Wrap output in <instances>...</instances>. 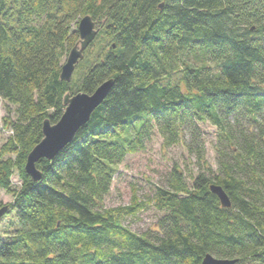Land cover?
<instances>
[{"label":"trees","instance_id":"trees-1","mask_svg":"<svg viewBox=\"0 0 264 264\" xmlns=\"http://www.w3.org/2000/svg\"><path fill=\"white\" fill-rule=\"evenodd\" d=\"M86 15L100 28L90 46L103 48L84 55L74 87L60 79L62 60ZM108 80V97L55 159L37 164L34 182L25 166L44 121H60L67 93L91 95ZM0 100L15 115L0 188L16 199L0 264H201L208 254L264 264V0H0ZM205 124L216 129L217 174ZM155 132L165 147H185L197 170L176 165L148 200L134 193L107 209L118 166ZM151 204L154 229L124 225Z\"/></svg>","mask_w":264,"mask_h":264},{"label":"rangeland","instance_id":"rangeland-1","mask_svg":"<svg viewBox=\"0 0 264 264\" xmlns=\"http://www.w3.org/2000/svg\"><path fill=\"white\" fill-rule=\"evenodd\" d=\"M83 18V17H82ZM77 21H81V19ZM76 22L72 27L78 30ZM78 22V25H79ZM97 23V21H96ZM99 26V24L97 23ZM103 48L98 43L97 45L90 46L85 51V56L92 57L98 54L99 50ZM106 51V50H104ZM68 54L64 55L62 64L66 62ZM85 58L81 61L83 62ZM79 62L76 66L72 80L74 87L80 82L83 71L84 63ZM71 94V93H70ZM78 94L73 92L71 95ZM11 109L9 112L8 109ZM8 104L0 100V147L7 142L12 134L11 126L8 122L15 119L14 108L9 107ZM66 108V107H65ZM206 130V161L207 165L212 167L217 174L216 152L214 148L216 129L209 124L204 126ZM180 166L183 170H197V163L195 158H191L183 146L165 147L164 139L155 132L151 142L148 143L146 149L134 155H129L125 162L118 166V173L115 176L114 185L109 196L105 200V207L107 209H116L119 207L127 206L131 203V199L136 193L141 200L146 201L151 198L154 188L156 186H164L165 179L168 173L174 166ZM12 185L14 189L21 187V180L19 177L18 169L12 172ZM16 201L14 195L7 193L4 189L0 188V209L3 207H10ZM11 209V207H10ZM11 211V210H10ZM15 210L12 209L10 214H6L0 220V237L6 239L14 234L16 223L14 224ZM159 218V213L153 204L147 206L145 210L136 216H124L123 222L126 227L137 234H143L149 229L155 228V223Z\"/></svg>","mask_w":264,"mask_h":264},{"label":"water","instance_id":"water-1","mask_svg":"<svg viewBox=\"0 0 264 264\" xmlns=\"http://www.w3.org/2000/svg\"><path fill=\"white\" fill-rule=\"evenodd\" d=\"M100 28L90 15L81 19L78 25L79 41L71 49L66 62L61 68L60 79L70 83L76 66L84 58L85 51L99 35ZM113 80L104 82L93 94L78 93L72 96L67 93L64 97L65 112L57 124H52L49 119L43 123L42 141L29 153L25 172L34 182L42 179V172L38 170L37 164L46 159L52 161L56 156L70 144L81 128L90 121L92 114L101 106L108 97ZM213 194L220 199L224 208L231 207V201L221 186L211 185ZM9 207L0 209V220L8 213ZM237 259H218L210 254L206 255L201 264H237Z\"/></svg>","mask_w":264,"mask_h":264}]
</instances>
